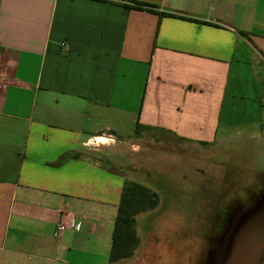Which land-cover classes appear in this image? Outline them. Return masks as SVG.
<instances>
[{
    "label": "crops",
    "instance_id": "crops-1",
    "mask_svg": "<svg viewBox=\"0 0 264 264\" xmlns=\"http://www.w3.org/2000/svg\"><path fill=\"white\" fill-rule=\"evenodd\" d=\"M139 124L197 146L264 131V0H0V264L172 248L139 229L156 208L134 255L109 261L132 178L98 155L135 154Z\"/></svg>",
    "mask_w": 264,
    "mask_h": 264
},
{
    "label": "rangeland",
    "instance_id": "rangeland-1",
    "mask_svg": "<svg viewBox=\"0 0 264 264\" xmlns=\"http://www.w3.org/2000/svg\"><path fill=\"white\" fill-rule=\"evenodd\" d=\"M229 134L227 141L197 146L170 144L146 129L133 147L127 144L135 154L98 155L121 163L116 170L158 194L161 214L139 224L143 231L160 229L159 243L172 246L159 251L155 264H264V131Z\"/></svg>",
    "mask_w": 264,
    "mask_h": 264
},
{
    "label": "trees",
    "instance_id": "trees-1",
    "mask_svg": "<svg viewBox=\"0 0 264 264\" xmlns=\"http://www.w3.org/2000/svg\"><path fill=\"white\" fill-rule=\"evenodd\" d=\"M137 6L142 7V5ZM140 128V124L137 125V135L140 133ZM159 203V196L152 189L137 182L125 181L112 234V248L109 256L111 263L129 259L134 255L140 245L136 217L156 209Z\"/></svg>",
    "mask_w": 264,
    "mask_h": 264
},
{
    "label": "built area",
    "instance_id": "built-area-1",
    "mask_svg": "<svg viewBox=\"0 0 264 264\" xmlns=\"http://www.w3.org/2000/svg\"><path fill=\"white\" fill-rule=\"evenodd\" d=\"M63 45H64V44H63ZM66 230H67V225L64 224V223H60V224L57 226V232H56V235H57V236H61Z\"/></svg>",
    "mask_w": 264,
    "mask_h": 264
}]
</instances>
